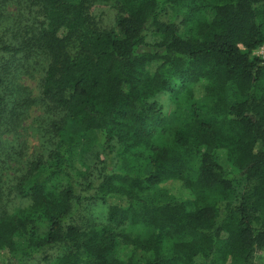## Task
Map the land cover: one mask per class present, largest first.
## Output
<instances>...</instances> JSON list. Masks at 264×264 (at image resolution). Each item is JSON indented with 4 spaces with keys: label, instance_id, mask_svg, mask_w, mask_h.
Segmentation results:
<instances>
[{
    "label": "trees",
    "instance_id": "obj_1",
    "mask_svg": "<svg viewBox=\"0 0 264 264\" xmlns=\"http://www.w3.org/2000/svg\"><path fill=\"white\" fill-rule=\"evenodd\" d=\"M100 2L114 28L91 13ZM11 3L22 26L2 23ZM262 47L264 0H0V53L46 60L42 101L57 112L49 155L18 185L30 206L0 217V264L56 247L54 264H255ZM15 80L0 73V133L34 103L10 109ZM97 201L109 224L82 229L74 217Z\"/></svg>",
    "mask_w": 264,
    "mask_h": 264
},
{
    "label": "rangeland",
    "instance_id": "obj_2",
    "mask_svg": "<svg viewBox=\"0 0 264 264\" xmlns=\"http://www.w3.org/2000/svg\"><path fill=\"white\" fill-rule=\"evenodd\" d=\"M8 16H5L3 25L14 26L17 21L20 26L24 22L19 20L18 10L15 5L6 7ZM116 10L109 2L96 3L91 8V13L100 21L101 27L109 29L115 27ZM26 17V16H25ZM255 57L264 58V47L252 53ZM9 55L0 53V73L7 70L15 73V89L18 91L15 100L10 102V109L14 110L19 99L23 95L30 98L34 103L22 111L20 120L10 127L9 132L0 133V217L12 215L27 209L30 200L23 197L18 191L21 178L27 173L30 164L44 160L49 154H43L45 149L50 148V119L57 117V112L52 111L50 105L42 101L41 83L46 71V60L38 59L36 65H29V61L23 59L19 65L9 59ZM37 60V59H36ZM21 62V63H20ZM35 62V60H31ZM10 67V68H9ZM13 77V76H12ZM48 107V108H47ZM108 206L102 202H89L82 206L74 217L76 223L82 229L92 226L109 224L107 217ZM127 225L117 229L124 231ZM131 232L141 237L146 236L147 228L137 226L131 228ZM66 249L56 247L47 250L46 253H37L34 256L24 258L15 264H54L58 257L65 254ZM255 264H264V249L257 250L254 256Z\"/></svg>",
    "mask_w": 264,
    "mask_h": 264
}]
</instances>
